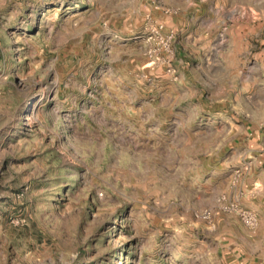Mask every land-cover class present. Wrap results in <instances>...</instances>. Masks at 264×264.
<instances>
[{
  "label": "rangeland",
  "instance_id": "1",
  "mask_svg": "<svg viewBox=\"0 0 264 264\" xmlns=\"http://www.w3.org/2000/svg\"><path fill=\"white\" fill-rule=\"evenodd\" d=\"M254 150L264 0H0V264H234Z\"/></svg>",
  "mask_w": 264,
  "mask_h": 264
},
{
  "label": "crops",
  "instance_id": "2",
  "mask_svg": "<svg viewBox=\"0 0 264 264\" xmlns=\"http://www.w3.org/2000/svg\"><path fill=\"white\" fill-rule=\"evenodd\" d=\"M193 12L196 10L193 9ZM194 14L187 13V22L192 21ZM191 30L193 32V29H189L187 34H191ZM209 74L212 75L211 72ZM249 155L251 158L244 164L239 181L235 183L234 199L256 213L258 226L254 230H245L232 220L231 225H237L243 233L242 235L238 230L230 233V241L234 244L233 250L236 255L234 264H264V151L254 150Z\"/></svg>",
  "mask_w": 264,
  "mask_h": 264
},
{
  "label": "built area",
  "instance_id": "3",
  "mask_svg": "<svg viewBox=\"0 0 264 264\" xmlns=\"http://www.w3.org/2000/svg\"><path fill=\"white\" fill-rule=\"evenodd\" d=\"M162 25H159L158 28H155V30L153 31L154 36L158 39H161L160 43L163 44V49L168 50V46H169V42L172 39L173 35L172 33L169 34L168 36H166L165 38L162 36ZM158 50H152L151 54H157ZM237 215L240 218V221L248 228L253 229L257 226L258 220L257 217L254 213L250 212V211H237L236 212Z\"/></svg>",
  "mask_w": 264,
  "mask_h": 264
}]
</instances>
